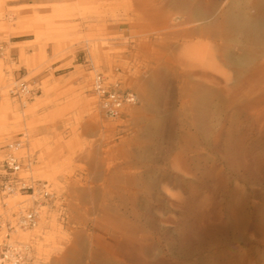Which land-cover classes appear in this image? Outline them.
I'll return each mask as SVG.
<instances>
[{
  "label": "rangeland",
  "instance_id": "obj_1",
  "mask_svg": "<svg viewBox=\"0 0 264 264\" xmlns=\"http://www.w3.org/2000/svg\"><path fill=\"white\" fill-rule=\"evenodd\" d=\"M197 1L0 0V162L21 138V176L48 192L0 188V241L38 200L13 235L34 264H264V50L229 29V0H200L218 3L204 21ZM97 73L135 94L120 118ZM18 80L39 89L26 108Z\"/></svg>",
  "mask_w": 264,
  "mask_h": 264
},
{
  "label": "built area",
  "instance_id": "obj_2",
  "mask_svg": "<svg viewBox=\"0 0 264 264\" xmlns=\"http://www.w3.org/2000/svg\"><path fill=\"white\" fill-rule=\"evenodd\" d=\"M4 47L0 44V61ZM92 91L97 98V105L101 112L109 119H117L136 103V96L131 91L123 90L119 82H110L102 73L95 74ZM39 89L23 80L16 81L9 89V94L21 108L38 95ZM24 147L20 139L10 142L3 147V158L0 162V188L4 194L24 193L26 196L40 198L48 196L45 186L37 185L32 178L21 175L29 171L33 160L29 156H19L17 152ZM32 192V195H28ZM45 206L34 200L33 206L19 212L15 217V225L6 226L7 233L0 241V264H34L35 250L31 243L23 242L16 235L19 230L29 231L38 227Z\"/></svg>",
  "mask_w": 264,
  "mask_h": 264
},
{
  "label": "bare ground",
  "instance_id": "obj_3",
  "mask_svg": "<svg viewBox=\"0 0 264 264\" xmlns=\"http://www.w3.org/2000/svg\"><path fill=\"white\" fill-rule=\"evenodd\" d=\"M240 0H229L228 3V17L227 24L229 29L236 34H243L246 43L255 45L258 48L264 50V0H261L262 3L255 5L251 3L249 6L245 5L243 7H238V2ZM202 1H197L193 4V13L199 18L200 21H204L205 18L217 9V4L211 8L210 11L205 12L202 7ZM209 7V6H208ZM249 8V10H248ZM251 9L255 12L251 13ZM209 13V14H208ZM254 53L251 49L244 52L243 55L236 56L230 55V61L240 67L244 66L246 63L252 61Z\"/></svg>",
  "mask_w": 264,
  "mask_h": 264
}]
</instances>
